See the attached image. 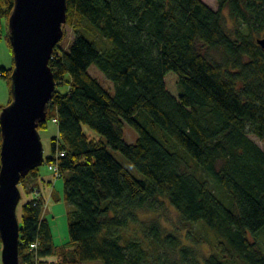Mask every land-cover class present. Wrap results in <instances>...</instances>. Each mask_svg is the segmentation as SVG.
Masks as SVG:
<instances>
[{"label":"trees","instance_id":"1","mask_svg":"<svg viewBox=\"0 0 264 264\" xmlns=\"http://www.w3.org/2000/svg\"><path fill=\"white\" fill-rule=\"evenodd\" d=\"M217 2L215 10L201 0H67L74 39L69 50L54 48L56 88L38 129L57 118L44 163L64 178L70 239L54 242L36 167L20 180L35 193L17 211L20 264H264V47L256 41L264 36V0ZM14 3L0 0L12 56ZM225 8L233 29L224 24ZM93 32L112 47L99 50L85 36ZM93 63L114 82L113 94L90 74ZM13 67L14 58L11 67L0 65L6 104ZM126 123L138 133L134 143L124 138ZM163 201L183 222L205 227L209 254L201 257L156 216L141 225L140 213Z\"/></svg>","mask_w":264,"mask_h":264},{"label":"water","instance_id":"2","mask_svg":"<svg viewBox=\"0 0 264 264\" xmlns=\"http://www.w3.org/2000/svg\"><path fill=\"white\" fill-rule=\"evenodd\" d=\"M67 0H15L8 20L14 67L12 99L0 112V239L2 264H20V180L44 163L38 129L56 88L49 65L64 36ZM264 47V36L257 38Z\"/></svg>","mask_w":264,"mask_h":264},{"label":"rangeland","instance_id":"3","mask_svg":"<svg viewBox=\"0 0 264 264\" xmlns=\"http://www.w3.org/2000/svg\"><path fill=\"white\" fill-rule=\"evenodd\" d=\"M213 9H218L219 5L217 0H201ZM223 20L225 26L230 29L234 28V20L229 14L227 8L222 10ZM5 28L0 29V64L5 63L9 66L13 64V56L9 47V44L5 37ZM65 36L60 40L59 53L64 50H69L71 43L74 39V32L69 26H65ZM89 40L94 42L99 50L102 52L108 51L112 44L109 39L102 36L99 32L85 35ZM260 37H263L261 35ZM90 74L96 78L99 83L111 94L115 92V84L109 79L105 73L99 69L97 64L93 63L89 67ZM69 77V74L67 75ZM59 89L66 91V86H59ZM10 97V90L6 80L0 77V105H6ZM84 132L90 138H100V135L87 124L82 125ZM41 138L44 146V156L49 157L52 155L51 139L53 136L59 134L57 123L50 121L48 126L40 130ZM251 137L256 140L261 146L263 142L259 140L253 133H250ZM124 138L129 143L136 142L138 133L130 124L126 123L124 127ZM114 156L123 162L132 173L138 177L143 178V174L130 162L120 151L110 149ZM39 184H35L37 188L41 189V192L47 199L46 205L44 206L43 213L52 228L54 242L56 244L66 243L70 239L69 228H68V212L72 209V205L64 199V178L56 177L54 172L49 169L47 163H43L39 167ZM21 187V200L18 206V214H21L22 204L33 197H35L34 191L30 188ZM158 217L160 223L167 229L177 233L183 239L190 241V243L196 245L199 250L198 254L203 257L209 254L212 250L213 244L210 241V235L201 223H185L183 222L177 211L167 201L158 202L156 208L152 212L142 211L140 213L141 225L145 228L149 224L151 218ZM141 234V233H140ZM258 239L264 247V230L258 233ZM251 238L255 235L249 234ZM186 242V241H185ZM2 249V244H1ZM175 256H178L176 252ZM1 259V251H0ZM86 264H102L100 261H88Z\"/></svg>","mask_w":264,"mask_h":264},{"label":"built area","instance_id":"4","mask_svg":"<svg viewBox=\"0 0 264 264\" xmlns=\"http://www.w3.org/2000/svg\"><path fill=\"white\" fill-rule=\"evenodd\" d=\"M53 122L57 123V122H58L57 118H53ZM61 155H64V153H61ZM50 168H51L52 170H54L55 175H56L57 177L60 175V173H59V169H58V167H57L56 164L50 165ZM36 247H37V243H34V244L32 245V248H31V249H34V248H36ZM35 264H40V263H39V262H36Z\"/></svg>","mask_w":264,"mask_h":264},{"label":"crops","instance_id":"5","mask_svg":"<svg viewBox=\"0 0 264 264\" xmlns=\"http://www.w3.org/2000/svg\"><path fill=\"white\" fill-rule=\"evenodd\" d=\"M0 65H4V66H6V67H11V66H9V65H7V64H5V63H2V64H0Z\"/></svg>","mask_w":264,"mask_h":264}]
</instances>
